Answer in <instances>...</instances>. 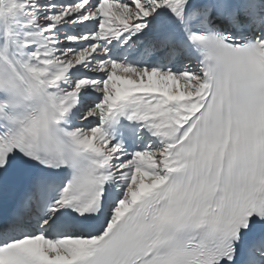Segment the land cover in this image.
<instances>
[{"label": "snow or ice", "instance_id": "6c2138e0", "mask_svg": "<svg viewBox=\"0 0 264 264\" xmlns=\"http://www.w3.org/2000/svg\"><path fill=\"white\" fill-rule=\"evenodd\" d=\"M0 264H264V0H0Z\"/></svg>", "mask_w": 264, "mask_h": 264}]
</instances>
